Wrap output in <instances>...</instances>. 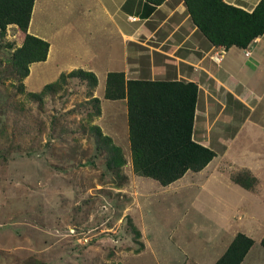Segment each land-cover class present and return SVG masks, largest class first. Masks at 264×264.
Instances as JSON below:
<instances>
[{
	"label": "rangeland",
	"instance_id": "rangeland-1",
	"mask_svg": "<svg viewBox=\"0 0 264 264\" xmlns=\"http://www.w3.org/2000/svg\"><path fill=\"white\" fill-rule=\"evenodd\" d=\"M159 34L145 43L142 34L130 46L136 50L130 56V67H138L149 81H156L150 79L148 69L152 49L164 41ZM22 41L20 36L0 32V264H212L206 261L216 258L218 251L209 243L216 239V226L211 225H223L217 213L238 208L233 223L257 224L252 227L256 246L248 251L245 264H264V247L258 241L260 223H264V176H256L245 166L251 154L245 156L240 149V143H253V151L263 153L264 132L257 138L244 135L237 143L221 140L218 133L216 140H205L216 144V151L225 153L224 157L230 151L236 159H225L229 166L222 170L227 175L240 174L250 181L249 171L256 178L248 193L252 206L233 188L213 184L210 188L227 204L205 191L199 202L195 201L198 197L191 201V189L163 186L135 173L127 97L107 98L106 83L102 90L89 77L76 75L45 89L47 82L59 78L49 73L27 88L22 68L12 58ZM42 91L40 96L29 94ZM223 103L227 107L216 115L222 117L216 118V130L229 132L230 127L232 132L246 109L226 99ZM229 116L232 123L227 122ZM254 116L264 126V95ZM109 145L118 147V154ZM224 157L220 168L227 163ZM110 158L118 163L113 168L108 166ZM253 159L252 164L264 175V159ZM189 241L197 247L191 248L193 252H200L202 246L207 252L190 256Z\"/></svg>",
	"mask_w": 264,
	"mask_h": 264
},
{
	"label": "crops",
	"instance_id": "crops-1",
	"mask_svg": "<svg viewBox=\"0 0 264 264\" xmlns=\"http://www.w3.org/2000/svg\"><path fill=\"white\" fill-rule=\"evenodd\" d=\"M222 2L251 13L260 0H222ZM131 17L136 19L132 20ZM159 32L163 35L164 41H160L162 42L160 48L156 47L151 51L152 61L148 69L151 70L150 79L193 81L198 85L192 136L197 142L217 153V156L201 171H188L182 178L166 186L191 189V201L198 197L195 201L199 202L200 193L205 191L214 197L217 195L226 204L227 200L210 188V185L233 188L234 193H240L242 201L252 206L253 199L248 195L250 189L236 183L232 175H227L222 170L229 164L228 160L234 159L230 156V151L224 157L225 153L216 151V144L205 140H216L218 133L221 140H236L237 143L244 139L242 138L244 135L257 138L264 132V126L260 124L261 120H257L254 116L255 109L264 95V34L254 39L246 48L232 46L226 49L214 46L193 22L187 12L185 0H166L160 5H153L148 0H35L28 27L21 29L16 24H9L3 34L8 33L10 37L20 36L24 41L25 35L29 33L49 43L46 60L30 64L29 74L24 80L27 88L36 86L35 82L49 73L53 74L52 77L58 78L62 72L84 69L96 75L98 85L104 90L103 86L110 72H123L127 79L149 78L144 73L141 74L138 67H130V56L136 52L130 46L136 41L139 42L142 34L145 35L142 38L145 43V40H151L153 36L155 38L160 36ZM166 44L167 48H165ZM217 52H222L219 60L214 57ZM43 65L46 66L45 69L42 68ZM32 89L35 91L38 88ZM224 99L230 104L233 103V106L236 102V106L241 105L246 109L244 119L240 122L236 121V127L232 132L230 127H227L229 132H224L223 128L216 130V118H222L216 115L223 111V107H227L223 103ZM230 121L231 123L234 121L232 116H229L227 122ZM223 122L224 119L220 121ZM252 145L253 143L251 145L240 143L242 153L245 156L251 154V158L246 160L250 163L245 166L256 176L258 173L264 176L261 171L259 172L258 167L252 164L255 160L254 156L261 158L259 160L262 161L264 152L260 154L258 151H253ZM237 151L239 152V149ZM222 157L224 160L229 159L225 160L227 163L225 162L220 168L219 161ZM222 196L225 198L224 194ZM250 209L252 210L253 207ZM237 210L239 211V208L217 213L223 218V225L219 223L211 225V227L216 226V239L209 243L211 247L216 245L218 254L216 258L209 256L206 262L210 260L214 264L237 233H244L254 240L252 249L256 246L255 230L252 228L255 221L249 223L250 221L247 220H238L233 223L234 213ZM197 211L200 212L202 209ZM248 216L250 220L254 218L252 215ZM254 220L257 221L255 218ZM249 225L250 229L247 231L246 227ZM260 225L258 241L261 243L264 237V223ZM209 226L210 224L205 226V229ZM234 227H238L237 230L231 231ZM207 243L206 240L205 244ZM187 245L190 256L207 252L205 246H202L201 253L193 252L191 248L197 247L191 241ZM246 260L247 257L241 264H245Z\"/></svg>",
	"mask_w": 264,
	"mask_h": 264
},
{
	"label": "trees",
	"instance_id": "trees-1",
	"mask_svg": "<svg viewBox=\"0 0 264 264\" xmlns=\"http://www.w3.org/2000/svg\"><path fill=\"white\" fill-rule=\"evenodd\" d=\"M166 0H148L160 5ZM35 0H0V32L9 24L26 29L30 23ZM189 14L208 40L226 49L237 46L246 48L264 34V0L251 13L225 4L222 0H185ZM49 43L27 33L24 41L13 53L14 62L22 68L23 78L28 76L30 64L47 58ZM89 77L96 86L98 79L91 71L72 70L68 75L45 85L55 87L67 76ZM30 95L40 96L36 92ZM105 96L110 99L127 97L129 140L133 151L132 164L137 175L149 177L169 185L182 178L186 172L204 169L216 156V152L193 138V126L198 98V85L193 81L125 79L123 72H110L106 81ZM98 102V98H96ZM94 128L99 129L97 126ZM99 135L103 136L99 130ZM108 139V137H107ZM110 146V145H109ZM114 153L120 149L110 146ZM113 158L108 166L113 168ZM250 181L234 175L233 180L250 189L256 178ZM254 240L244 233H237L225 252L214 264H241ZM264 247V237L261 240Z\"/></svg>",
	"mask_w": 264,
	"mask_h": 264
},
{
	"label": "built area",
	"instance_id": "built-area-1",
	"mask_svg": "<svg viewBox=\"0 0 264 264\" xmlns=\"http://www.w3.org/2000/svg\"><path fill=\"white\" fill-rule=\"evenodd\" d=\"M132 20H135L136 17H131ZM222 55V52H217L216 55L214 56L215 59L219 60L220 59V56Z\"/></svg>",
	"mask_w": 264,
	"mask_h": 264
}]
</instances>
